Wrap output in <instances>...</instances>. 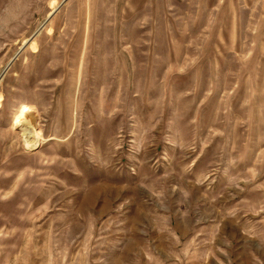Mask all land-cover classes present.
<instances>
[{
    "label": "rangeland",
    "instance_id": "rangeland-1",
    "mask_svg": "<svg viewBox=\"0 0 264 264\" xmlns=\"http://www.w3.org/2000/svg\"><path fill=\"white\" fill-rule=\"evenodd\" d=\"M0 264H264V0H0Z\"/></svg>",
    "mask_w": 264,
    "mask_h": 264
}]
</instances>
